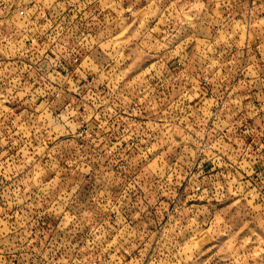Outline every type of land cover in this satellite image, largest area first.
<instances>
[{"label":"rangeland","instance_id":"rangeland-1","mask_svg":"<svg viewBox=\"0 0 264 264\" xmlns=\"http://www.w3.org/2000/svg\"><path fill=\"white\" fill-rule=\"evenodd\" d=\"M34 1L0 2V33L17 42L26 27L19 8L31 10ZM187 1L100 2L115 37L94 60L120 72V103L144 95L135 103L139 144H89L88 105L106 111L115 96L105 106L67 90L43 99L10 65L20 55L0 52V96L13 80L30 92L23 103L5 96L0 105V264H264V149L248 148L244 132L247 124L264 128V67L251 78L236 68L231 83H204L193 63L201 53L188 52L231 43L233 30L241 37L232 43L254 49L264 17L224 19L214 36L219 21L210 14L219 19L223 10ZM261 9L254 4L252 16ZM158 33L165 40H154ZM160 58L185 67L183 74L167 68V100L143 82ZM69 113L76 115L64 130L56 121ZM203 144L213 145L202 151Z\"/></svg>","mask_w":264,"mask_h":264},{"label":"built area","instance_id":"built-area-1","mask_svg":"<svg viewBox=\"0 0 264 264\" xmlns=\"http://www.w3.org/2000/svg\"><path fill=\"white\" fill-rule=\"evenodd\" d=\"M200 1L203 2V0ZM100 2L101 0H37L30 6L31 10L19 8L21 16L26 21L25 29L18 36V42L22 46L20 52L24 55H20L18 62L14 61L19 64H13L11 61L10 65L19 70L24 83L35 87L34 92L37 96L55 100L67 90L72 98L79 101L101 99L105 106L104 103L108 97L115 96L117 100L116 90L121 82L117 79L120 72L113 69L115 64L94 60L98 59L96 55L102 53L101 50L104 49L105 53L106 50H112L107 43L115 37V31L108 30L107 13L102 10ZM211 2L223 10L219 19L216 15L219 24L212 25L214 36L221 29L223 30L224 21L222 20L224 19L228 22L237 18L247 19L246 21L250 22L257 16L259 19L264 17V0H211ZM254 4L262 8L256 16H252L251 11ZM236 9H240V13H237ZM236 14L239 17H236ZM230 36L235 41V35ZM186 38H182L181 42L189 40ZM233 41L223 44L215 43L208 48L188 51L201 53L193 63L203 72L198 75H201L204 83L212 79L216 80L217 84L231 83L235 80L236 68H242L251 78L253 68L264 67V62H258L254 50L248 43L243 41V44L239 45L232 43ZM185 46V50H188V45L185 44ZM116 50L120 51L118 47ZM177 60L179 61L171 62L162 58L155 60L154 62L158 63L157 71L149 73L143 81L159 86L163 100H167V87H165L168 79L167 68L179 69L177 73L181 74L185 71L183 62L179 58ZM187 62L189 63L190 59ZM7 63L9 62L5 63V67ZM220 71H222L221 76L218 74ZM176 76L178 75L169 78L174 79ZM141 94L138 90L139 97L136 96V101L128 105L117 100V103L109 104L106 111L94 104L88 105L89 118L84 120L85 128L82 130L85 136L90 137L88 143L139 144L141 138L134 116L138 109L135 103H140L139 99L141 100L144 96ZM201 96L207 100L210 99V95L205 96L201 93ZM246 96L249 95L246 94ZM155 97L156 95L150 99L155 101ZM123 118H129L132 124H125ZM163 119L166 121L167 117ZM244 128L245 136L248 138L247 147L254 145L257 149H264V128H256L251 124H247ZM148 138L153 139L150 133ZM212 145L203 144L201 150L207 147L212 148ZM255 171L261 172L257 169ZM255 171H250L249 174H257Z\"/></svg>","mask_w":264,"mask_h":264},{"label":"clouds","instance_id":"clouds-1","mask_svg":"<svg viewBox=\"0 0 264 264\" xmlns=\"http://www.w3.org/2000/svg\"><path fill=\"white\" fill-rule=\"evenodd\" d=\"M0 2H5V0H0ZM5 41H7V43H5ZM21 47L22 46L19 44L18 41L15 43L13 42V38L11 34H9L8 36H4L3 33H0V52H4L5 49H10L11 51L7 53L9 57L15 56L17 55V53L22 56L24 55V53L20 52ZM18 75L19 74L17 73V76ZM3 78H4V73H0V79ZM17 92L21 93L19 97L15 95ZM29 94H30L29 90L23 89L19 85L18 80H13L11 81V87L9 91L5 93L4 96H0V105L3 104L5 96L8 99L18 100L20 103H23L24 100L29 96ZM69 115H76V114L75 113L65 114L56 121V123L59 124L61 128L64 130H68L69 128H71V125L69 124Z\"/></svg>","mask_w":264,"mask_h":264},{"label":"crops","instance_id":"crops-1","mask_svg":"<svg viewBox=\"0 0 264 264\" xmlns=\"http://www.w3.org/2000/svg\"><path fill=\"white\" fill-rule=\"evenodd\" d=\"M200 1V0H199ZM187 0H184V4H187ZM214 5V4H213ZM214 16H216V15H212L211 16V18L212 19H214L215 21H219V20H216V17L214 18ZM199 17L200 16H197L196 18H195V21H196V24H200L198 21H199ZM219 23V22H218ZM217 23V24H218ZM188 24L189 23H186V26H188ZM216 24V23H215ZM212 25H214V24H212ZM184 27V26H183ZM198 27V26H197ZM184 28H186V27H184ZM232 35L234 36L235 35V39L238 41V39H237V37L239 38V37H241V33H239V34H237L236 33V31H233V33H232ZM237 36V37H236ZM260 39H259V44L258 45H255L254 46V52H255V54H256V56L258 55V59L259 60H263L264 59V34H262L261 32H260ZM166 37V35L165 36H161V34L160 33H158L157 34V37H154V40H160V39H163V40H165L164 38ZM188 38V37H187ZM186 38V39H187ZM257 47H258V49H257ZM257 49V50H256ZM258 95V94H257ZM262 98H264V97H262Z\"/></svg>","mask_w":264,"mask_h":264}]
</instances>
